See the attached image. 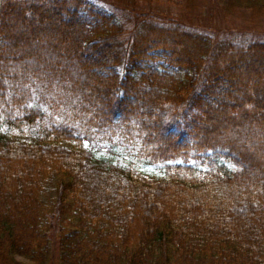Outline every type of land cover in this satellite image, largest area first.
<instances>
[{
  "label": "trees",
  "instance_id": "obj_1",
  "mask_svg": "<svg viewBox=\"0 0 264 264\" xmlns=\"http://www.w3.org/2000/svg\"><path fill=\"white\" fill-rule=\"evenodd\" d=\"M230 34L0 0V264H45L52 239L55 264H264V39ZM114 150L163 178L95 157Z\"/></svg>",
  "mask_w": 264,
  "mask_h": 264
},
{
  "label": "rangeland",
  "instance_id": "obj_2",
  "mask_svg": "<svg viewBox=\"0 0 264 264\" xmlns=\"http://www.w3.org/2000/svg\"><path fill=\"white\" fill-rule=\"evenodd\" d=\"M94 4L116 12L120 21L127 29L132 28L139 15H143L152 21L165 22L167 20L182 23L184 27L198 31L208 32L211 36L220 38L224 34H230L232 42L237 45L245 44L252 39H264V18L250 22L245 15L234 13L224 15L220 10L219 0L207 1L200 9L196 8L189 13L181 7L166 2L158 4H133L131 0H90ZM115 151V150H114ZM96 158L104 159L111 164L120 167L133 166L141 175L147 178L162 179L161 171L138 161L134 156H128L121 151L113 154L97 153ZM52 196L51 192H44L43 199ZM56 243L52 239L49 243L48 258L45 264H55ZM15 264H29L27 261L14 258Z\"/></svg>",
  "mask_w": 264,
  "mask_h": 264
}]
</instances>
